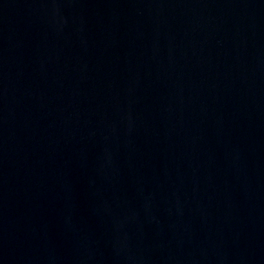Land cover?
I'll use <instances>...</instances> for the list:
<instances>
[{"label":"water","instance_id":"water-1","mask_svg":"<svg viewBox=\"0 0 264 264\" xmlns=\"http://www.w3.org/2000/svg\"><path fill=\"white\" fill-rule=\"evenodd\" d=\"M0 264H264V0H0Z\"/></svg>","mask_w":264,"mask_h":264}]
</instances>
